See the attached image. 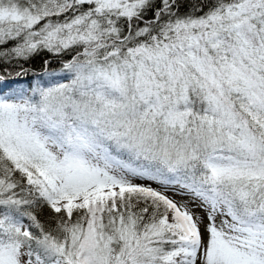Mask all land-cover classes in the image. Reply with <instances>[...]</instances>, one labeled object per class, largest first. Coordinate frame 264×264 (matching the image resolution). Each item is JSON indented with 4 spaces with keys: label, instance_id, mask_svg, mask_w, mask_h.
Instances as JSON below:
<instances>
[{
    "label": "snow or ice",
    "instance_id": "snow-or-ice-1",
    "mask_svg": "<svg viewBox=\"0 0 264 264\" xmlns=\"http://www.w3.org/2000/svg\"><path fill=\"white\" fill-rule=\"evenodd\" d=\"M0 264H264V0H0Z\"/></svg>",
    "mask_w": 264,
    "mask_h": 264
},
{
    "label": "trees",
    "instance_id": "trees-1",
    "mask_svg": "<svg viewBox=\"0 0 264 264\" xmlns=\"http://www.w3.org/2000/svg\"><path fill=\"white\" fill-rule=\"evenodd\" d=\"M40 62H41V61H39V60L36 62V63H37V66L40 64Z\"/></svg>",
    "mask_w": 264,
    "mask_h": 264
}]
</instances>
